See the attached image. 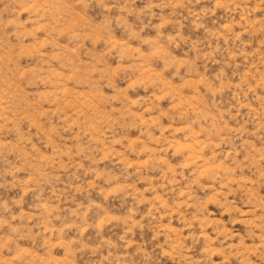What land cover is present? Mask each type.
Listing matches in <instances>:
<instances>
[{"label":"rangeland","instance_id":"obj_1","mask_svg":"<svg viewBox=\"0 0 264 264\" xmlns=\"http://www.w3.org/2000/svg\"><path fill=\"white\" fill-rule=\"evenodd\" d=\"M0 264H264V0H0Z\"/></svg>","mask_w":264,"mask_h":264}]
</instances>
